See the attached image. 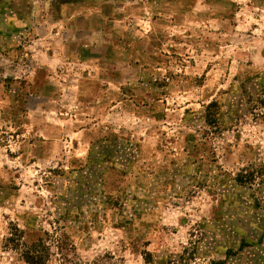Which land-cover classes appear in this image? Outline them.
Here are the masks:
<instances>
[{"label": "rangeland", "instance_id": "rangeland-1", "mask_svg": "<svg viewBox=\"0 0 264 264\" xmlns=\"http://www.w3.org/2000/svg\"><path fill=\"white\" fill-rule=\"evenodd\" d=\"M263 88L264 0H0V264H28L15 226L86 261L264 264L256 226L218 238L264 220Z\"/></svg>", "mask_w": 264, "mask_h": 264}, {"label": "trees", "instance_id": "trees-1", "mask_svg": "<svg viewBox=\"0 0 264 264\" xmlns=\"http://www.w3.org/2000/svg\"><path fill=\"white\" fill-rule=\"evenodd\" d=\"M261 93L264 95V88ZM256 105H259V108L264 107V99L258 100ZM221 116L222 103L214 99L204 106L198 118L202 119L209 129L216 128V130H220ZM211 133L216 132L212 131ZM11 230L6 238V245L8 248L17 251L20 258L28 264H115L109 261L112 256L106 253L95 257L91 261L84 260L77 255L73 241L65 235L54 237L48 232H44L39 237L27 240L25 230L20 229L18 226ZM195 248L196 246H193L191 249Z\"/></svg>", "mask_w": 264, "mask_h": 264}, {"label": "crops", "instance_id": "crops-1", "mask_svg": "<svg viewBox=\"0 0 264 264\" xmlns=\"http://www.w3.org/2000/svg\"><path fill=\"white\" fill-rule=\"evenodd\" d=\"M235 210H238V209H235ZM239 213H240L239 210H238V212H236V211L234 212L233 218H234V220H236V223H234V227L230 228L228 232L223 233V235H220V233L218 232L219 233L218 238H223V239L227 238L228 239L227 241H233L232 242L233 248L235 247V248L241 249V248H244V245H246V243H247L245 234L247 232L252 234L253 233L252 228H253V226H256L255 231H259L261 229L262 232L260 235V239L264 240V220L256 219L254 216L251 215V213H248V212L246 213L247 214L246 216L240 217ZM240 214H242V213H240ZM235 217H236V219H235ZM246 217H248V218H246ZM248 222H249V224L246 225L245 223H248ZM239 225H241V228L243 230H241V228H239L240 227ZM246 226H247L248 231H246V229H245ZM232 232H234L235 234L234 233L232 234ZM241 232H243V234ZM258 242L259 241H257L256 243H258ZM251 243L256 244L253 242H251ZM259 248H260L259 250L262 251L264 254V243L263 242ZM260 257H262V255H260ZM260 257L257 256L256 259L254 258L252 260L253 261L252 264H261L260 260H259Z\"/></svg>", "mask_w": 264, "mask_h": 264}]
</instances>
